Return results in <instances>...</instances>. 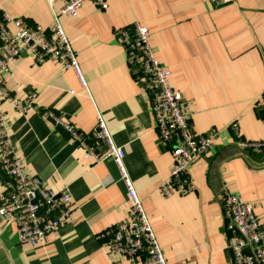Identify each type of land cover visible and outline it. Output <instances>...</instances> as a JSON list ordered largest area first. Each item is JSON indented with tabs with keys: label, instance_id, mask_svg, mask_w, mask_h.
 Here are the masks:
<instances>
[{
	"label": "crops",
	"instance_id": "obj_1",
	"mask_svg": "<svg viewBox=\"0 0 264 264\" xmlns=\"http://www.w3.org/2000/svg\"><path fill=\"white\" fill-rule=\"evenodd\" d=\"M107 10L87 1L74 17L61 19L83 74L60 63L37 64L25 54L4 78L12 97L33 100L38 112L18 115L0 96L7 131L24 172L59 192L67 186L74 209L68 220L36 247L20 245L14 225L0 217V264H113L99 235L128 221V198L111 159L96 163L45 115L54 110L90 133L98 117L125 148L130 175L168 264H232L227 251L223 193L248 202L264 223V154L244 152L239 141L264 140V0H106ZM64 5L57 0H0V10L28 23L51 26ZM135 22L147 27L169 82L189 102L196 135L215 132V148L194 162V191L164 197L159 186L174 163L159 142L150 96L133 77L116 31ZM13 30V27H11ZM0 78V82H1ZM73 92V93H71ZM239 126V136L230 129ZM99 154L107 151L94 143ZM3 194L0 179V205Z\"/></svg>",
	"mask_w": 264,
	"mask_h": 264
},
{
	"label": "built area",
	"instance_id": "obj_2",
	"mask_svg": "<svg viewBox=\"0 0 264 264\" xmlns=\"http://www.w3.org/2000/svg\"><path fill=\"white\" fill-rule=\"evenodd\" d=\"M56 1L47 0V3L52 7ZM87 1L93 2L100 10L108 9L106 0H64V5L55 13L48 28L28 23L22 16L10 17L0 10V96L13 104L18 115L38 112L33 100L19 101L12 97L4 80L25 54L33 57L37 64L47 61L60 63L66 70L76 73L82 86L86 85L61 19L76 16ZM231 1L210 0L217 8ZM116 35L127 54L135 82L150 96L154 129L159 142L172 152L174 163L170 176L159 186V191L166 198L189 195L194 191L189 168L214 150L215 132L196 135L192 131L189 102L170 85L171 73L157 59L147 27L135 22L117 30ZM260 103L264 109V95ZM44 115L79 144L87 159L92 158L96 163L111 159L119 171L127 192L128 221L108 228L99 235L100 240L106 242L107 253L118 257L113 264H168L125 167V148L115 143L106 122L98 117L94 130L84 133L52 109L44 111ZM229 127L240 137L236 121ZM95 142L106 146L105 154L95 150ZM239 146L246 153L264 154V140H240ZM0 179L3 186L0 217L5 221V226H15L20 245L36 247L43 243L73 212L74 204L67 186L54 192L39 177H30L24 172L21 160L14 153L1 108ZM222 203L226 216L227 251L232 264H264V223L259 222L252 206L237 194L224 191Z\"/></svg>",
	"mask_w": 264,
	"mask_h": 264
}]
</instances>
